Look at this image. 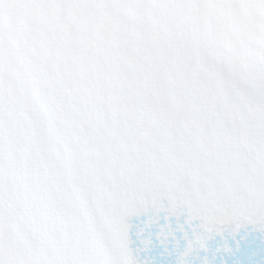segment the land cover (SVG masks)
I'll list each match as a JSON object with an SVG mask.
<instances>
[{
  "label": "snow or ice",
  "instance_id": "6c2138e0",
  "mask_svg": "<svg viewBox=\"0 0 264 264\" xmlns=\"http://www.w3.org/2000/svg\"><path fill=\"white\" fill-rule=\"evenodd\" d=\"M249 236L264 0H0V264H228Z\"/></svg>",
  "mask_w": 264,
  "mask_h": 264
}]
</instances>
